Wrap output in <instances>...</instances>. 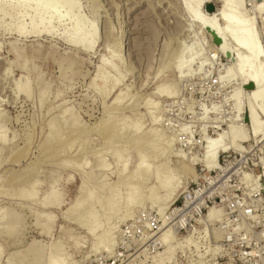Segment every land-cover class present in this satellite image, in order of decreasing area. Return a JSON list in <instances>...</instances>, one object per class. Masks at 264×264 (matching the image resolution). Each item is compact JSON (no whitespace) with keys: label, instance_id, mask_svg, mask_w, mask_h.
I'll list each match as a JSON object with an SVG mask.
<instances>
[{"label":"rangeland","instance_id":"rangeland-1","mask_svg":"<svg viewBox=\"0 0 264 264\" xmlns=\"http://www.w3.org/2000/svg\"><path fill=\"white\" fill-rule=\"evenodd\" d=\"M42 1L57 13L53 35L20 37L0 27V264H47L51 255L63 264H264V136L250 138L244 119L254 85L245 89L252 80L225 78L237 67L233 57H245V50L225 37L229 56L220 54L212 37L186 20L179 0ZM235 1L254 31L264 71V25L255 11L260 0ZM201 7L221 26L217 0H202ZM11 18L3 17L4 23ZM91 27L90 52L63 38L71 30L87 37ZM188 46L198 56L188 67L192 76L185 70L182 79L174 57ZM100 60L107 63V86L95 77ZM113 79L119 81L111 88ZM18 83H26L27 95L16 92ZM164 88L174 95L160 94ZM116 92L121 95L114 103ZM232 93L238 94V112ZM262 113L264 127V107ZM230 128L246 141L220 152L218 164L206 168L202 130L227 143ZM174 152L194 163H177ZM139 153L150 171L168 161L177 188L167 201L158 189V202H151L154 183L147 179L140 201L122 202ZM154 153L160 156L152 159ZM118 159L125 162L119 173ZM31 184L33 196L25 194ZM111 192L115 211L105 206ZM80 199L81 206L69 211ZM88 207L93 215L81 216L80 225L76 218ZM96 221L104 237L95 244L85 230Z\"/></svg>","mask_w":264,"mask_h":264},{"label":"bare ground","instance_id":"bare-ground-1","mask_svg":"<svg viewBox=\"0 0 264 264\" xmlns=\"http://www.w3.org/2000/svg\"><path fill=\"white\" fill-rule=\"evenodd\" d=\"M204 1V0H203ZM206 1V0H205ZM214 1V0H211ZM208 2V1H207ZM219 2L220 9L218 15L220 16L222 20L221 26H219L215 19L209 16H206V13H202L200 10L202 0H179L180 5V11H182V14H185L186 20L188 19L192 23L197 24L198 28L206 31L207 34H209L212 37V43L215 45H218L217 51L220 54H228L229 52L227 48V42L225 41L226 38L228 39L239 49L245 50L246 55L245 57H240L239 55H235L233 57V60L237 63V67L234 71L228 73L225 78H248L252 80V83H249L245 86V89H251V92L248 94L247 100H246V112L247 116H244V119H248V124L250 128V138H254L257 140L260 137L264 136V127L261 125L259 120V116L262 117L263 115V107H264V71L261 68V66L257 63L259 57H261V49L258 47L257 39L254 34V31L252 28L247 24L244 17L240 16L238 13V10L241 6V2L235 1V5L231 4V0H217V3ZM208 4L206 3L203 7L205 8ZM218 6V5H217ZM215 7V6H214ZM75 8V9H74ZM202 8V7H201ZM219 8V7H218ZM70 9L77 10L78 6L76 4H71ZM206 10V9H204ZM213 12V11H208ZM255 11H257L258 14L261 15L260 22L262 25H264V0H260L259 3L255 6ZM218 12V11H217ZM205 14V15H204ZM17 15V17L15 16ZM208 15V14H207ZM8 16L12 17L11 20H9L7 23H4L3 17ZM27 16V22H23L22 17ZM16 17V18H14ZM22 18V20H21ZM57 18V13L54 10H48L46 11L44 8V1H35L31 2L30 0H18L13 4H9L8 6L5 5V3H1L0 5V27L4 30L13 32L17 36L25 37L28 35L31 36H39L41 34H45L48 36L53 35V28L51 26V21ZM92 26V25H91ZM95 28L90 29V33L86 36L83 34L71 30V32L68 35H65L63 38L66 42L77 46L78 48L90 52L94 45V30ZM264 36V34H263ZM217 38V41L215 40ZM189 47V46H188ZM189 48L184 47L182 48L176 55H175V64L173 69L180 75L179 77L182 78V76H185V73H183L185 70L186 76L191 75L190 73L187 74V71L190 72V69L188 70V67L190 64H194V58L198 54L197 52H193L189 54ZM198 56V55H197ZM2 58L0 57V60ZM197 59V58H196ZM193 60V61H192ZM196 61V60H195ZM192 62V63H191ZM107 65V63L100 60V63L97 66L95 77H99V79L102 81V85L105 84L106 80L104 79V72H103V66ZM198 65L200 66L199 62ZM202 66V65H201ZM197 67V65H196ZM108 68V67H107ZM114 69V68H113ZM7 70V69H6ZM174 71V72H175ZM176 73V74H177ZM192 73V72H191ZM108 75V74H107ZM111 76V75H110ZM120 76V75H118ZM185 76V77H186ZM192 76V75H191ZM178 77V76H177ZM178 77V78H179ZM188 78V77H187ZM183 79V78H182ZM111 81V80H110ZM118 79H113V82L111 83V88H113L117 82ZM247 81V80H246ZM248 82V81H247ZM251 82V81H250ZM107 83V82H106ZM106 85V84H105ZM107 86V85H106ZM97 90V89H96ZM99 90V89H98ZM103 90V88H102ZM105 90V89H104ZM16 92H22V94L27 95L28 94V87L26 83H18L16 85ZM106 92V91H105ZM104 93V91H103ZM160 94L170 97L173 96V90L164 88L160 90ZM107 95V94H106ZM120 93H115V97L113 98V102L116 103L120 100ZM230 99L232 97L233 107L238 112L240 110V106L238 105L237 97L238 94L232 93V95H229ZM228 96V97H229ZM112 103V102H111ZM258 104V106L256 105ZM119 104V103H118ZM152 109L154 108V105L151 106ZM232 107V109H233ZM217 110V108H216ZM205 111V110H203ZM213 112V111H212ZM245 112V113H246ZM155 118H152L154 121ZM156 121V120H155ZM155 123V122H154ZM137 124V123H136ZM134 124L133 125V132L138 131V126ZM50 127V126H49ZM204 127V126H203ZM214 130H216V126L212 127ZM184 129V128H183ZM204 133V130H202ZM203 136L202 139H206L204 142V148H203V155L200 158V162L206 166V168H210L212 166H216L217 162V156L220 152H226L227 150H236L237 149V142H245L246 136L242 134L239 131H235L232 128L228 131V142L227 143H221L220 137L218 134H216L214 137H207L206 134ZM3 137V135H0V139ZM48 137V134H47ZM158 138L156 137L155 140ZM203 139V140H204ZM154 151V150H153ZM179 151V150H178ZM163 152V151H162ZM181 155H183L181 153ZM178 152L172 154V157L180 159L181 161H177V163H183L185 162L187 164V167L192 165L194 163L193 159H190V157L186 156L184 159L183 156H181ZM120 156V155H119ZM160 155L157 153L151 154V158H157ZM115 157V156H114ZM188 157V158H187ZM176 159V160H177ZM149 160V159H148ZM148 160L146 159V156L143 153L138 154V163L133 168L132 172L130 173V178H135L134 182L126 181L124 185L127 186V194L122 201L125 205L129 201V198L133 197H140L137 199V201L141 200V193H142V182H144L147 179H151L154 183V185L148 187V198L151 199L152 203H157L158 199L156 196L157 190H161L164 192V200L167 201V199L171 196V194L176 190L177 185L175 180L172 176V168L169 167L168 161H162L159 163L153 170L150 171ZM175 162V161H174ZM117 163L120 164L119 169L117 170V173L122 170L125 167V162L121 160H117ZM261 164L263 166L264 170V156L261 159ZM185 167V165H181V167ZM246 183V182H245ZM94 191V190H93ZM115 191V190H114ZM113 192V191H112ZM110 194L109 198L107 199L106 207L107 210H113L115 211L117 206L119 205L118 202H116V198L114 197V193ZM19 195L21 192H19ZM25 193V192H24ZM26 195L33 196V184H31V188L25 193ZM88 199L90 195L88 194L86 196ZM92 198V197H91ZM102 198V197H100ZM101 200L97 199L96 203L103 206L100 202ZM83 201L80 199V201L75 204L72 207H69V211L72 209L78 208L81 206ZM117 204V205H116ZM104 207V206H103ZM212 211L209 210L206 218H210L212 216ZM92 210L91 207H88V210H86L84 213L80 214L76 221L79 222L80 225H82L81 216L85 218L90 216L92 217ZM128 215V214H126ZM4 220V219H3ZM17 221H12V225H15ZM101 221H96L89 228H87L85 231L87 234H92L94 236L95 244L100 242L104 235L97 234L99 232V227L101 226ZM4 231V230H3ZM168 236V231L164 230L160 234V241L164 242ZM189 240V239H188ZM187 240V241H188ZM94 244V245H95ZM169 251L166 252L169 255ZM51 255V254H50ZM35 261H38L36 258V252H35ZM47 264H63V261L58 259L56 256H49Z\"/></svg>","mask_w":264,"mask_h":264},{"label":"water","instance_id":"water-1","mask_svg":"<svg viewBox=\"0 0 264 264\" xmlns=\"http://www.w3.org/2000/svg\"><path fill=\"white\" fill-rule=\"evenodd\" d=\"M206 9H207L208 11H213V10L215 9V7L213 6V4H208V5L206 6ZM215 40L217 41V38H216Z\"/></svg>","mask_w":264,"mask_h":264}]
</instances>
